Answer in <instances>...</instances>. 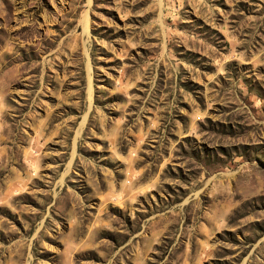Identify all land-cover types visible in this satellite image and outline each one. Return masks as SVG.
<instances>
[{"label": "rangeland", "instance_id": "374dc122", "mask_svg": "<svg viewBox=\"0 0 264 264\" xmlns=\"http://www.w3.org/2000/svg\"><path fill=\"white\" fill-rule=\"evenodd\" d=\"M0 264H264V0H0Z\"/></svg>", "mask_w": 264, "mask_h": 264}]
</instances>
